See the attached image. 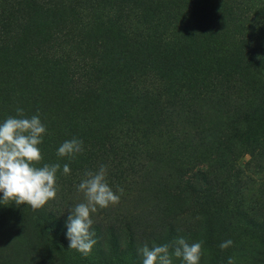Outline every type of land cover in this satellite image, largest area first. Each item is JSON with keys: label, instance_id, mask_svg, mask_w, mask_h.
Masks as SVG:
<instances>
[{"label": "trees", "instance_id": "trees-1", "mask_svg": "<svg viewBox=\"0 0 264 264\" xmlns=\"http://www.w3.org/2000/svg\"><path fill=\"white\" fill-rule=\"evenodd\" d=\"M84 1L88 11L81 17L75 7ZM194 90L232 105L223 108L229 133L210 149L204 145L180 181L178 190L188 202L210 194L219 181L227 189L230 165L238 167L234 179L240 168H252L253 151L243 160L231 144L248 146L264 129V0H0V122L16 116L18 108L27 117L39 114L47 133L37 166L59 163L61 182L77 186L85 171L108 168V161L120 170L112 148L137 155L133 142L164 131L153 111L162 114L158 119L176 140L175 129L182 131L172 125V112ZM187 115L188 132L195 129L192 140L203 145L193 103ZM73 138L83 141V152L57 156L62 143ZM64 164L70 166L68 175ZM6 204L56 249L69 243V208L52 200L38 210ZM164 225L136 243L130 222L108 227L94 222L97 243L77 264H125L127 255L139 261L137 249L145 243L151 248L177 239L175 224ZM38 250L34 244L33 252ZM48 251V260L38 264H63Z\"/></svg>", "mask_w": 264, "mask_h": 264}, {"label": "rangeland", "instance_id": "rangeland-1", "mask_svg": "<svg viewBox=\"0 0 264 264\" xmlns=\"http://www.w3.org/2000/svg\"><path fill=\"white\" fill-rule=\"evenodd\" d=\"M87 5L86 1L76 4L75 8L81 17L86 15ZM107 5H103L105 9ZM260 78L263 76L260 75ZM192 93L194 95L186 97L172 112V125L182 131L175 129L176 140L169 137L171 129L167 128V132L165 122L159 120L162 114L153 111L157 126L163 132H148L147 137L139 138L138 144L133 142L139 147V150L136 149L137 155L127 154L117 147L111 149L118 159L120 157V163L114 166L121 167L118 170L108 161L107 180L113 191L122 188L123 193L119 203L107 208L98 207L92 219L107 227L124 220L130 222L136 243L152 233H160L164 223L170 221L176 226L177 238L183 237L189 243L204 241V255L200 264H228L230 257L235 260V264H264V129L255 134L248 146L242 147L234 142L231 144V150L234 148L243 160L250 159L249 152L253 151L252 168H240L242 174L234 179L231 174L236 173L238 167L230 165L227 189L219 181L209 189L210 194L188 202L185 199L187 194L178 190L180 181L189 175L188 168L196 156L201 158L204 145L210 149L220 135L229 133L230 128L224 130L228 117L225 110L232 105L229 101L227 104L217 103L209 93L197 95L195 90ZM228 98L225 94L226 101ZM192 103L194 114L201 120L200 132L204 130L200 139L203 145L192 140L195 129L188 132L186 119L188 107H192ZM104 117L103 114L101 120ZM180 133H184L181 139ZM144 149L151 150V154ZM226 154L224 151L221 153L223 159L227 158ZM98 169L91 167L90 171ZM223 169H220L222 173ZM57 183L59 192L52 200L54 205H63L70 210L75 204L84 202V195L77 186L59 179ZM20 212L10 204L0 203V264H38L48 260L45 254L50 251L47 250H52L51 255L62 258L63 264L78 263L80 252L68 249L69 243L56 249L50 245L51 239L46 236L41 238ZM229 239L233 245L222 250L219 245ZM34 244L39 246L35 253ZM130 257L126 256L125 264H142V258L134 261ZM172 264H183V261L173 256Z\"/></svg>", "mask_w": 264, "mask_h": 264}, {"label": "clouds", "instance_id": "clouds-1", "mask_svg": "<svg viewBox=\"0 0 264 264\" xmlns=\"http://www.w3.org/2000/svg\"><path fill=\"white\" fill-rule=\"evenodd\" d=\"M16 113V116H9L0 122V193H3L0 203L26 204L38 210L57 197V173L61 165L44 163L37 166L43 160L39 146L43 143L47 127L39 114L27 117L20 108ZM83 150V141L73 138L62 143L57 156L75 158ZM70 172L69 164H64L63 173L68 175ZM77 189L83 193L84 202L75 204L69 210L66 237L69 240L68 249L87 257L97 243L96 234L92 231V214L97 212L98 207L107 208L119 203L123 189L113 191L109 186L106 165H101L96 171H85ZM203 245V240L189 243L179 237L171 244H153L151 248L145 243L137 252L143 258L142 264H172L173 256L181 258L183 264H200L204 255ZM232 245L233 241L229 239L219 247L223 250ZM228 264H235V260L230 257Z\"/></svg>", "mask_w": 264, "mask_h": 264}]
</instances>
